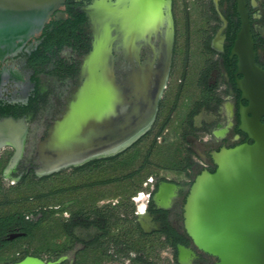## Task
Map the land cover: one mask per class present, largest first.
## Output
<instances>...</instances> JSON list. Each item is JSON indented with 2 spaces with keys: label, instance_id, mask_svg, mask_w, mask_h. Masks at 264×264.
I'll list each match as a JSON object with an SVG mask.
<instances>
[{
  "label": "water",
  "instance_id": "95a60500",
  "mask_svg": "<svg viewBox=\"0 0 264 264\" xmlns=\"http://www.w3.org/2000/svg\"><path fill=\"white\" fill-rule=\"evenodd\" d=\"M63 3L0 0V54L41 31ZM237 10L241 27L231 54L243 74L237 88L248 101L239 128L253 142L211 154L216 168L195 176L182 222L193 245L217 259L214 264H264V69L254 63L244 0ZM88 19L90 49L32 151L37 177L127 149L149 130L165 86L174 39L170 0H98ZM14 264L52 262L26 256Z\"/></svg>",
  "mask_w": 264,
  "mask_h": 264
},
{
  "label": "flooded vegetation",
  "instance_id": "af4514ba",
  "mask_svg": "<svg viewBox=\"0 0 264 264\" xmlns=\"http://www.w3.org/2000/svg\"><path fill=\"white\" fill-rule=\"evenodd\" d=\"M96 1L98 0H64V3L49 16L44 26L52 20H65L68 11L83 16L84 20L80 29L76 30L78 37H70L68 45L47 53L49 59L42 64L44 72L38 75L35 73L38 59L31 55V51L40 42L37 36L44 26L35 35L15 41L16 46L12 52L0 54V136H11L10 139L0 137V150L5 147L11 149L5 156L0 174L2 173L4 178L10 177L12 185L24 183L21 177L30 170L35 175L32 157H29L31 161L25 165V168L18 172L28 136L27 121L33 116L37 105L45 101L48 110L42 117L39 134L34 133L37 139L44 133L42 129L54 118L55 113L61 110L63 97L77 76L80 58L90 49L88 10ZM114 1L106 0V2ZM209 2V9L215 14V20L209 30L201 31V34L208 32V35L200 37L201 63H198L196 70L188 73L189 53H184L181 64L178 65L176 61L178 28L174 14V0H170L174 31L172 57L154 120L149 128L150 130L158 124L156 131L159 132L158 136H165L169 131L168 125L178 112L176 116L178 120L175 121L174 126L177 128L178 139H181L184 145V147L180 146V151L183 150L186 155L180 159L177 166H182L181 170H183L189 165L187 172L191 171L190 180L187 183L174 180L155 182L150 180L148 192H141V196L132 197L131 217L126 211L123 215L119 213L124 206L122 200L105 201L88 209L80 208L76 212H65L62 249L52 251L45 257L26 251L19 257L20 259L15 258L18 260L10 261L8 264H14L26 256H35L52 264H75V253L86 250L94 251L97 258L104 251L110 260H117L119 255H123L127 264H148L147 251L154 248L163 250L164 246L172 250L176 264L216 263L215 257L193 245L184 230L182 207L185 197L197 174L204 170L209 172L215 170L216 165L211 159L212 153L241 144H251L253 140L239 128L240 109L246 107L248 101L241 97V91L237 88V80L242 79L243 74L238 72L237 55L231 54L236 34L241 27L237 10L238 0H209ZM244 8L252 39L254 63L264 69V0H244ZM230 16L233 21L229 19ZM232 24L238 25V28L230 41L228 33ZM188 48L186 46V51ZM70 64L76 68L75 74L71 77L61 78L48 73L59 70L63 73ZM42 78H45V81L56 78L58 81H66L67 85L63 87L55 84L49 88ZM27 105L31 107L30 110L19 116L15 115ZM20 117L23 118L16 119ZM260 121L264 122V116ZM21 122L25 127L23 149L11 168L8 166L13 160L12 144L16 143L13 137L17 134ZM197 138L200 139L199 142H196ZM162 185H165L163 191H161ZM124 207L128 209L126 202ZM41 217L42 213L35 220L30 219L27 213H24L23 219L20 212L0 214V250L12 247L22 239L32 236V233L28 234L23 228L38 223ZM168 227L174 230L177 240L169 236L165 244V231Z\"/></svg>",
  "mask_w": 264,
  "mask_h": 264
},
{
  "label": "rangeland",
  "instance_id": "374dc122",
  "mask_svg": "<svg viewBox=\"0 0 264 264\" xmlns=\"http://www.w3.org/2000/svg\"><path fill=\"white\" fill-rule=\"evenodd\" d=\"M209 4V0H174V14L178 28L176 61L178 65L181 64L184 53L188 52V73L196 70L198 63H201L199 61L202 41L200 37L208 35V32L202 35L201 31L209 30L215 20V14L210 11ZM187 21L188 28H186ZM186 46L189 47L188 51H186ZM42 81L49 88L55 84L63 87L67 85L66 81H58L56 78H50L48 81L42 78ZM47 110V103L40 102L33 116L27 121L28 136L25 153L20 160L19 173L31 161L29 157L36 143L34 133L39 134L41 128L39 125ZM176 116L178 112L168 125L169 131L165 136L159 137L156 134L158 124H155L135 148L112 162H101L78 172H73L72 168L68 167L61 170L60 175L43 181L37 180L38 177L34 175L35 178L22 183V187L21 184L12 185L11 178H4L1 173L0 214L23 212L27 213L30 219L35 220L42 213V217L33 230L32 236L22 239L12 247L0 250V264H8L26 251L45 257L52 251L62 249L65 212H76L80 208L88 209V207L105 201L122 200L124 206L126 202L128 209L123 206L119 213L123 215L126 211L131 217L133 214L130 211V205L133 206L132 197L139 192H148L151 185L150 180L153 182L174 180L187 183L190 180L191 171L186 173L181 170L182 166H177L186 153L183 150L180 151V146L184 147V145L181 139H178L177 128L174 126L175 121L178 120ZM199 140L197 138L196 142ZM10 150L9 147L0 150V163L4 161ZM171 160L175 161V165L171 164ZM95 255L96 253L92 250L77 252L74 263L127 264L123 255H119L117 260H110L108 257L100 260ZM82 256L86 257L87 261H82ZM147 259L152 264H176L172 250L166 246L163 250L150 249Z\"/></svg>",
  "mask_w": 264,
  "mask_h": 264
},
{
  "label": "trees",
  "instance_id": "16d2710c",
  "mask_svg": "<svg viewBox=\"0 0 264 264\" xmlns=\"http://www.w3.org/2000/svg\"><path fill=\"white\" fill-rule=\"evenodd\" d=\"M68 16L65 20H52L50 22H48L44 28L42 29V31L40 32V34L37 36V39L40 40V42L37 44V46L31 51V55L33 58L38 59L36 64H35V73L38 75L41 72H44V68H43V62L46 61L47 59H49V55H47V53H52L53 51L59 50L63 45H68L70 42V37L74 36V37H78L76 30L80 29V25L82 23V21L84 20L83 16H77L75 14H71V11H68ZM229 19L231 21H233V19L231 18V16L229 17ZM238 22V21H237ZM233 26L230 27L229 29V39L230 41H232L233 37H234V32L237 30L238 25L232 24ZM55 46V47H54ZM76 72V68L73 67L72 64L68 65L66 67L65 70H63V73L59 70L58 72L56 71H49L48 73L56 75L58 77H71L75 74ZM36 87L38 86V77L36 80ZM37 95H35L36 97ZM34 97V98H35ZM33 98V99H34ZM30 106H23L19 112H17L15 115L19 116L21 114L26 113L28 110H30ZM151 131V129L149 131H147L144 135H142L137 141H135L131 146H129L127 149H125L124 151L113 155V156H109V157H102L99 159H92L86 163H84L83 165L80 166H76V167H71L73 172H78V171H84L86 169H88V167H94L97 164H100L101 162H112L117 160L118 158L124 156L126 153L129 152V150H132L133 148H135L137 146V144L145 137L147 136V134H149V132ZM159 132H156V134L158 135ZM169 157V156H168ZM167 157V158H168ZM5 163V160L3 162L0 163V172L1 169L3 167V164ZM171 164L175 165V161L171 160ZM189 165L186 166V168H184L183 170L187 172ZM61 172H56V173H52L46 176H42V177H38L37 180L43 181L46 180L50 177L53 176H58L60 175ZM35 176L33 174V172L30 170L27 173H24L21 177L22 181H31L32 179H34ZM29 185V184H28ZM28 185H26L28 187ZM23 185L21 184V187ZM21 213V219L24 218V213ZM39 223V222H38ZM38 223L36 224H31V226L25 227L23 228L25 231H27L28 234H31L33 232V230L37 227ZM165 236H166V241L165 244L167 242V239L169 236H173L176 239V234L174 232V230L170 227L167 228V230L165 231ZM180 241H182V238H179ZM178 239V241H179ZM177 240V239H176ZM150 250V249H149ZM32 253V252H31ZM33 255H38L37 253H32ZM84 255V253H81ZM147 258H148V251H147ZM107 257V254L103 251L101 256L99 257L100 260L105 259ZM20 259V258H18ZM18 259H13L12 261H17ZM82 261H87V258L82 256ZM148 264H151L150 261H148Z\"/></svg>",
  "mask_w": 264,
  "mask_h": 264
},
{
  "label": "bare ground",
  "instance_id": "6f19581e",
  "mask_svg": "<svg viewBox=\"0 0 264 264\" xmlns=\"http://www.w3.org/2000/svg\"><path fill=\"white\" fill-rule=\"evenodd\" d=\"M24 133H25V127L23 125V123H20V128L17 132L16 135H14V140L16 141V143L12 144V148L14 150V155L11 157L13 160L10 163V165L8 167H13V165L16 163V160L20 157L21 153H22V149H23V143H24ZM0 137H4V138H11V136H0ZM165 188V185H162L161 187V191H163V189Z\"/></svg>",
  "mask_w": 264,
  "mask_h": 264
},
{
  "label": "built area",
  "instance_id": "2783aa9c",
  "mask_svg": "<svg viewBox=\"0 0 264 264\" xmlns=\"http://www.w3.org/2000/svg\"><path fill=\"white\" fill-rule=\"evenodd\" d=\"M137 195H138V196H141V195H142V193H141V192H139Z\"/></svg>",
  "mask_w": 264,
  "mask_h": 264
}]
</instances>
